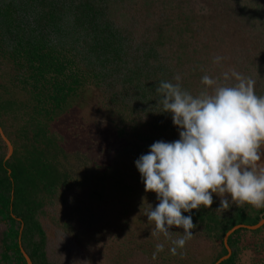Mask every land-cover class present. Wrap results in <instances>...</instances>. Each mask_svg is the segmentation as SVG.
Instances as JSON below:
<instances>
[{"label": "trees", "instance_id": "1", "mask_svg": "<svg viewBox=\"0 0 264 264\" xmlns=\"http://www.w3.org/2000/svg\"><path fill=\"white\" fill-rule=\"evenodd\" d=\"M135 1L0 0V125L14 147L8 158L9 147L0 134V264H28L23 250L33 264H101L97 257L87 263L91 251L101 254L105 264H196L200 243L217 248L208 261L216 264L229 254L225 237L230 230L238 225L254 226L264 219V208L232 205L218 210L221 198L213 194L210 209L183 213L192 216L196 228L192 239L175 255L165 237L148 241L132 237L124 250L117 244L120 234L106 229L103 213L79 197L78 189L87 176L96 179L99 189L107 179L118 181L115 168L105 163L106 151L93 155L81 147L71 148L69 138L54 129L58 114L65 113L74 99L83 98L90 86L102 89L106 111L135 131L138 139L132 147L141 155L163 137L169 142L180 139L172 115L161 112L162 105L157 104L161 97L156 86L161 81L175 84L174 77L179 75L182 88L195 96L205 87L201 83L204 75L232 84L234 79L224 81L222 74L235 70L254 80L256 94L264 95V0L212 2L211 25L207 21L197 25L200 21L194 14L190 24L182 27L163 20L166 14L153 25L149 22L152 15L147 14L136 26L145 33L141 39L136 35L138 41L127 29L132 16L125 7ZM161 3L155 2L157 6ZM182 5L181 1L178 7ZM148 6L150 10L154 2ZM183 27L203 34V42L207 38L205 45L211 50H201L198 62H206L204 66L189 69L192 73L201 67L192 81L179 71L195 58L185 46L172 50L174 37L181 36ZM216 56L223 57L218 64L213 62ZM152 59L156 61L152 63ZM173 67L177 73L166 70ZM139 93L145 99L149 96L147 109L139 105L144 103ZM147 117L158 132L141 131ZM124 134L119 129V137ZM87 146L93 149L94 145ZM119 182L127 186V194L134 182L145 187L138 170L121 172ZM147 201H138V205L149 209ZM171 231L177 239L183 229L173 227ZM263 232L264 225L237 229L228 239L231 255L220 264H239L250 246L246 239H252L254 252H264ZM58 236L65 237L70 246L60 248L63 242ZM157 244L163 245V251L156 252Z\"/></svg>", "mask_w": 264, "mask_h": 264}, {"label": "clouds", "instance_id": "2", "mask_svg": "<svg viewBox=\"0 0 264 264\" xmlns=\"http://www.w3.org/2000/svg\"><path fill=\"white\" fill-rule=\"evenodd\" d=\"M222 59L216 56L213 62ZM222 75L235 83L221 84L204 75L205 87L195 96L182 88L179 75L175 84L161 81L157 104L161 112L172 114L180 139L154 142L135 161L145 191L156 193L159 201L145 213L154 224L152 235L170 240L173 255L196 228L192 216L183 213L210 209L213 194L221 198L218 210L232 205L264 208V166L258 163L264 160V95L256 94L254 80L235 70ZM173 227L183 229L177 239L172 238ZM160 251L163 245L157 244Z\"/></svg>", "mask_w": 264, "mask_h": 264}, {"label": "rangeland", "instance_id": "3", "mask_svg": "<svg viewBox=\"0 0 264 264\" xmlns=\"http://www.w3.org/2000/svg\"><path fill=\"white\" fill-rule=\"evenodd\" d=\"M137 1H135V4L132 3L131 5L127 2L128 5L125 6L128 13L132 16V22L128 25L127 29L133 32L136 40L138 39L136 35L139 39H141V36L145 34L143 30L139 27L137 29L136 26L137 24L141 25L139 22H141L142 18L147 14L152 15L149 22H152L153 25L156 21L159 22L158 17H161L162 14L167 15V17L163 20H171L172 25L177 27L184 26L186 22L190 24L189 17L193 14L200 21L197 25H200L205 21H207V24L211 25L213 18H211L212 11L210 7L212 2H217V0ZM151 1L154 2L155 6L149 10L148 2ZM156 1L162 3L157 6L155 4ZM181 1L183 2V5L182 8H179L178 5ZM172 6H175L174 9ZM136 10H138V12H136ZM185 28L186 27H183L182 29ZM203 38V34L196 32V30L192 33L191 31L185 29L182 31L181 36H175V41L173 40L174 49L172 50L174 52L179 50V45H182L187 47V51L189 52L188 54L186 51L183 56L186 58L188 54L195 58L188 64H182V71H179L182 74H185V76H188L191 81L193 79L196 80V77L200 74L201 67L194 70L192 73L189 69H194L196 65L204 66L206 63L201 61V65H199L198 60H201L199 59L202 55L201 50L204 49L206 53L211 51L206 48V45L209 43L208 39H205V45ZM183 50H185V48H183ZM180 55L182 57V54ZM178 56L179 55H176L175 57ZM185 58H183V60H185ZM153 61H156V59H152V63H154ZM223 66L226 69L229 68L227 65ZM174 68L175 67L167 68L166 70L177 73ZM209 68L210 67H208V69ZM223 71L226 72L227 70ZM138 96L144 101V103L140 102L139 104L141 108L147 109L150 106V102L148 101L149 96L147 99L143 98L141 93H139ZM137 98L138 97H136V99ZM105 99V92L102 89L98 88L96 85L90 86L88 88V92H86L83 98L74 99L72 106L69 107L65 113L58 114L57 119L59 121L54 122V129L69 138L71 148L81 147L82 150L88 151L93 155H97V153H100L101 151L105 153L106 151L105 163L109 168H115V172L113 174L116 177L115 180L118 181L114 182V180L107 179L105 184H100V188L105 189L102 190L98 188L99 184H96L95 178L87 176V178H84L85 182L82 189H78L80 191L79 197H81V199H85L90 206L103 213L106 221L108 222V226L107 228L105 226V228L108 229L109 233L120 234L121 240L117 244L120 248L125 250L128 246L127 242L132 243L129 241L132 237H137L140 241H148V239H152L157 236L152 235V228L154 227V224L148 222V220L145 221L144 219V217H147L145 216V213L149 209L138 205V201L143 200L142 203H145L149 197L148 192L145 191V187L141 188V184L134 182L131 184L134 189L127 194L125 191L127 186L124 187L119 182L121 172L127 171L132 174L138 170L135 168V161L139 159L141 154L138 153L137 148L132 147L134 145V141L138 138L135 136V131L133 132V129L129 125L121 124L116 117L106 111L104 106ZM170 115L172 114L170 113ZM146 119L148 120V123L140 128L141 131H145L147 133L155 131L158 132L156 124L152 122L149 123V117ZM122 128L124 129L125 134L122 137H119L118 131ZM165 136L167 135L165 134ZM94 139H98L100 142L94 141ZM74 141H77L78 144L74 143ZM158 141L169 142L170 140L168 137L167 139H164L163 137ZM87 145H94L91 147L93 149H90ZM129 156L133 161H130L127 158ZM134 156H136V158H133ZM102 162L104 163V161ZM126 163L128 164L127 166ZM260 165L264 166V160L261 161ZM129 178L126 180L130 181ZM129 183H131V181ZM153 193H150L151 197L147 202L151 204L150 206L155 208L159 201L156 193ZM159 237L164 236L160 235ZM58 238L59 241L61 240L63 242V245H60V248L70 246L69 241L65 237L58 236ZM251 240L249 241V239H246L245 243L247 242L250 246L242 253L239 264H264V252H254V243H252ZM129 245L131 248V244ZM196 249L198 253L196 264H208V261L217 252V248H214V245L212 244L206 245L204 243H200L196 246ZM87 254L89 257L86 259L88 261L87 263H91L93 257H97L96 259H99V263L105 264V261L103 260L104 257L101 254L99 255L93 251L88 252Z\"/></svg>", "mask_w": 264, "mask_h": 264}, {"label": "water", "instance_id": "4", "mask_svg": "<svg viewBox=\"0 0 264 264\" xmlns=\"http://www.w3.org/2000/svg\"><path fill=\"white\" fill-rule=\"evenodd\" d=\"M0 134H1V136L3 137V139L5 140V142L7 143L8 147H9V153H8V158H9V157L13 154L14 147H13L11 141H10V140L7 138V136L5 135V133H4V131H3L2 127H1V125H0ZM262 161H263V160H262ZM260 163H261V161H260ZM260 163H259V164H260ZM263 224H264V220L261 221L259 224L254 225V226L238 225V226H235L232 230H230V231L228 232V234L226 235V237H225V244H226V246H227V248H228V250H229V254H228L227 256L221 258L216 264H220L222 261H224L225 259H227V258L231 255V248H230V246H229V244H228V239H229V237H230V235H231L232 233H234L237 229H239V228H243V227H247V228H249V229H257V228L261 227ZM23 252H24V255H25L26 259H27L28 264H33V261H32V259L30 258V256H29L24 250H23Z\"/></svg>", "mask_w": 264, "mask_h": 264}]
</instances>
